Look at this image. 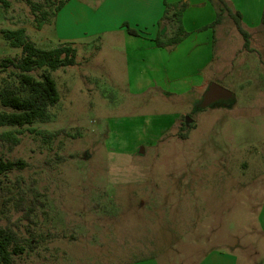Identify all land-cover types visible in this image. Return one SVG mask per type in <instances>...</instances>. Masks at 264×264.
Segmentation results:
<instances>
[{
  "label": "rangeland",
  "instance_id": "rangeland-1",
  "mask_svg": "<svg viewBox=\"0 0 264 264\" xmlns=\"http://www.w3.org/2000/svg\"><path fill=\"white\" fill-rule=\"evenodd\" d=\"M60 1L48 0L49 13ZM80 1L87 10L75 26L85 35L121 21L119 10L98 8L102 0ZM178 1L191 0L166 3ZM193 1L175 56L145 39L83 37L78 63L52 72L50 120L26 125L12 148L0 144L1 157L24 161L0 179V226L22 247L11 264H195L212 248L264 264V0ZM228 10L240 13L248 49ZM162 21L128 26L166 40L176 22ZM35 24L26 0H0V59L20 54L2 30L24 28L41 48L72 44L53 15ZM187 53L200 61L177 63ZM209 83L234 99L200 108Z\"/></svg>",
  "mask_w": 264,
  "mask_h": 264
},
{
  "label": "trees",
  "instance_id": "trees-1",
  "mask_svg": "<svg viewBox=\"0 0 264 264\" xmlns=\"http://www.w3.org/2000/svg\"><path fill=\"white\" fill-rule=\"evenodd\" d=\"M43 1L48 9L43 8L39 3L26 0L34 13L36 28L42 26L49 14L55 17L66 0H61L51 13H49L48 0ZM185 7L184 1H178L173 5L165 4L164 17L168 15L169 10H172L168 17L176 22V27L173 34L166 40H161L158 35L155 38L156 46L172 48L186 36L181 21L182 11ZM226 13L232 18L238 32L243 37V47L248 49L249 32L242 25L240 13L231 10ZM222 14L223 9L219 8L209 27L215 26ZM262 22H264V15ZM207 27L203 26L202 28ZM128 32L135 33L131 29H128ZM1 35L9 47L20 50V54L17 56H6L0 59V72L8 71L5 76L0 78V127H10L0 133V144L12 148L19 143L18 134L24 131L23 128L26 125L50 120V108L59 100L52 72L74 65L76 49L70 43H62L52 48H41L26 35L24 28L2 30ZM23 165L24 161L21 159L11 160L0 156V179L5 173L19 169ZM21 251L22 247L18 244L15 233L0 226V263L11 264L12 256L21 253Z\"/></svg>",
  "mask_w": 264,
  "mask_h": 264
},
{
  "label": "crops",
  "instance_id": "crops-1",
  "mask_svg": "<svg viewBox=\"0 0 264 264\" xmlns=\"http://www.w3.org/2000/svg\"><path fill=\"white\" fill-rule=\"evenodd\" d=\"M204 2V1H203ZM165 4L166 0H102L98 3V8L102 5H105L107 9L113 10V12L119 10L120 12V20L115 23L114 26L108 27L102 31L99 29L94 30L91 33L92 35H85L86 31H79L75 26V14L83 7L87 10V6L82 3L80 0H66L64 5L61 9L56 13L55 16V29L57 33L62 37L63 40H70L72 42V46L76 49V63H78V55H77V46H81L82 38H93L99 39L106 42L112 46L116 43L117 40L123 41L125 44H135L137 43L136 39H139L141 43H144L143 39L148 40L150 42L148 48L152 49L151 47L157 48V50L165 51L167 48L158 47L155 44L156 37H149L146 31L142 29H135L131 28L128 25L132 26H142V24H146L150 22V25L153 26L155 23L159 26V28L163 25V18L165 13ZM196 4L195 1L191 0L190 3H185L186 7L182 11L181 19L183 28L188 32L187 36H185L176 46L170 49V53L172 56H175V53H183L182 49H185L186 42L188 41L190 31L186 27L185 17L189 13L191 7ZM197 4H202V1H198ZM80 12V11H79ZM172 12L169 11L168 15ZM71 23H68V22ZM71 24V27L68 26ZM146 26V25H145ZM202 25H195L194 28H200ZM97 28V27H94ZM128 29L134 30V34L128 32ZM194 29L193 31H196ZM90 36V37H87ZM169 37L171 35H168ZM84 46V45H83ZM151 46V47H150ZM101 47V46H100ZM99 47V48H100ZM87 51V50H86ZM153 51V50H151ZM158 54V52H157ZM188 61L184 59H178L177 63L181 64L182 66L188 63H197L200 61L199 55L193 57L190 56V53H187ZM205 64V63H204ZM200 66L196 67V70ZM195 78H197V71H194ZM207 85L200 87V91H205ZM258 231L264 235V202H262L261 209L258 215ZM195 264H237V258L234 252L231 251H224L218 248H212L205 252L203 256L195 263Z\"/></svg>",
  "mask_w": 264,
  "mask_h": 264
},
{
  "label": "water",
  "instance_id": "water-1",
  "mask_svg": "<svg viewBox=\"0 0 264 264\" xmlns=\"http://www.w3.org/2000/svg\"><path fill=\"white\" fill-rule=\"evenodd\" d=\"M234 99V94L216 83H209L202 94L199 107L205 108L219 101L229 102Z\"/></svg>",
  "mask_w": 264,
  "mask_h": 264
}]
</instances>
